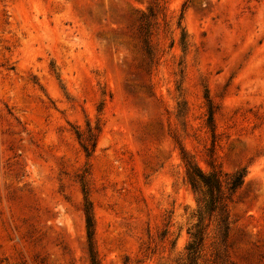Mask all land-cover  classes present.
<instances>
[{
    "label": "rangeland",
    "instance_id": "obj_1",
    "mask_svg": "<svg viewBox=\"0 0 264 264\" xmlns=\"http://www.w3.org/2000/svg\"><path fill=\"white\" fill-rule=\"evenodd\" d=\"M88 203L99 264H264V0H0V264H91Z\"/></svg>",
    "mask_w": 264,
    "mask_h": 264
},
{
    "label": "trees",
    "instance_id": "obj_2",
    "mask_svg": "<svg viewBox=\"0 0 264 264\" xmlns=\"http://www.w3.org/2000/svg\"><path fill=\"white\" fill-rule=\"evenodd\" d=\"M150 14H155L153 8L149 9ZM141 32L143 33L145 49L148 48L147 31L144 26ZM148 51V50H147ZM207 123L211 128L212 136H215V118L214 111L211 108L208 110ZM94 130L99 131V127L96 124L92 127L88 124V132L86 135L83 130L77 129L76 136L82 149L87 155L94 152L96 148V138ZM181 157L186 166L187 182L191 188L206 196L203 199V207L205 211L209 212L210 218L214 213L220 211V223L224 231L228 229V215L226 209V202L230 200L232 195L243 185L246 177V170L239 168L234 172H226L218 166H212L210 171H204L194 161L193 157L187 152V150L181 146ZM85 225L87 231V244L90 254L91 264H99L98 253L95 247V220L94 214L90 204H86L84 207ZM197 224L193 232H189L191 235V241L188 243L186 249L188 250V258L195 259L200 247L204 241V233Z\"/></svg>",
    "mask_w": 264,
    "mask_h": 264
}]
</instances>
